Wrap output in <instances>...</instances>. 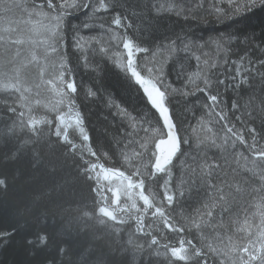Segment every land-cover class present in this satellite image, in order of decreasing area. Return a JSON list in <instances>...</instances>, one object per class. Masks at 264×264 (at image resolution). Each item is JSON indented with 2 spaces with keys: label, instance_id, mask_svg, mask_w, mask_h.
Here are the masks:
<instances>
[{
  "label": "snow or ice",
  "instance_id": "obj_1",
  "mask_svg": "<svg viewBox=\"0 0 264 264\" xmlns=\"http://www.w3.org/2000/svg\"><path fill=\"white\" fill-rule=\"evenodd\" d=\"M257 7H264V0H33L30 5L20 0H0V20L15 24L0 30V91L11 98L6 111L14 117L8 118L11 124L4 121V128L0 129V169L16 165L26 153L32 154L36 163L51 157L48 163L52 175L58 166L66 167L71 161L76 168V183L94 194L91 213L86 210L88 197L83 193L79 199L62 201L45 193L48 203L43 207L41 197L34 198L25 208L0 206V218L9 223L0 228V257L19 247L32 257L28 264L40 257L42 264H264V146L257 147L264 140V39L247 35L241 39L231 32L215 37L211 43L218 59H205V67L199 73L203 86L186 91L185 87H174L169 80L175 64L169 69L168 60H157V53H191L203 45L190 40L188 34H175L173 38L166 30L162 36L153 35L166 29L163 21L173 15L188 19L203 12L220 21ZM17 12L26 14L27 19H8ZM101 12L111 17V25L117 31L123 30L122 35L106 26L103 17H97ZM78 13H83L87 20L99 19L98 27L104 35L113 33L111 39L123 49L119 59L113 60L103 45L88 46L91 40L97 44L100 40L90 37L86 41L80 35L81 26L69 19ZM82 27L89 28L90 24L84 23ZM128 29L141 35L147 30L151 39L134 41L128 36ZM202 54L208 56L207 52ZM195 59L200 67L201 56L196 55ZM108 71L120 76L127 100L118 98L114 89L103 83ZM81 72L93 74L90 84H78ZM182 76L183 72L177 71V77ZM33 77L39 83L34 85L36 98L30 101L27 94L32 91ZM45 85L59 97L56 104L67 103L69 111L76 107L78 99L84 107L102 104L108 115L119 121L115 132L110 138L102 136L93 149L87 131L88 114L76 111L75 123L86 154L69 139L63 115L56 117L57 140L45 141L38 125H51L53 121L36 118L32 107L33 103L42 106L39 90ZM228 90L236 95L248 93L243 107L239 101L231 105L233 114L241 112L235 116L244 125L241 129H237L226 111L224 93ZM197 92L207 98L204 103L198 97L197 103L207 110L209 117L218 118L222 132L218 136L211 127L207 128L213 135L205 146L199 139L194 144L189 128L192 132L196 128L185 126L186 113L192 106L189 97ZM16 99L23 101L20 107L27 108V113L14 106ZM248 118H254L253 125L255 118H259V127H249ZM17 122L23 134L18 133ZM245 130L251 143L245 139ZM237 143L251 154L250 160L245 157L249 165L245 168L247 174H241L230 164L231 156L242 155L236 151ZM212 149L218 150V154L210 155ZM98 153L109 159L119 157L121 168L105 167ZM177 170L179 175L174 179ZM102 178L106 184L101 183ZM68 186L67 180L63 185H54L52 193L59 189L62 196ZM7 191V177L0 178V192ZM72 204L77 207L70 212L65 205ZM253 206L255 212H251ZM240 211L244 214L243 226L237 219L235 230L244 234L245 243L222 247L205 243L211 233L222 240L217 230L230 228L226 218L234 212L238 217ZM32 213L38 214L37 221H44L38 230L24 219ZM255 216H259L260 222L253 226L251 219ZM49 217L52 224L48 223ZM148 217L159 220L168 231L187 232L191 238L182 236L178 246L161 243L153 235L154 223H146ZM129 221H134L136 233L150 237V241L133 245L130 238L125 243L122 234L129 231ZM81 230L88 232L93 242L74 247L72 233ZM0 264L6 261L0 260Z\"/></svg>",
  "mask_w": 264,
  "mask_h": 264
},
{
  "label": "trees",
  "instance_id": "obj_2",
  "mask_svg": "<svg viewBox=\"0 0 264 264\" xmlns=\"http://www.w3.org/2000/svg\"><path fill=\"white\" fill-rule=\"evenodd\" d=\"M38 1V0H37ZM59 2V0H57ZM226 6V5H225ZM97 17H103L106 22V26H110L113 28L114 33H117L118 35L123 34V30L117 31L115 29L114 25H111V17L107 14L101 12L96 14ZM71 22L75 25L81 26L80 27V35L83 37L84 34L91 35V37H97L102 43L97 44L96 40H91L92 45L91 47H100L105 46L108 49L110 47H115L114 42L111 39V35L108 33V35H104L100 28H97V25H99L100 20H87L83 13H78L74 16V18H69ZM84 23H89V28H84L82 25ZM139 23V22H137ZM165 28H161L158 32L154 33L155 36H162L165 31L167 30V34L170 36H173L175 38V34H179L180 36H184L185 34H188V38L195 39L196 43L198 45H203V48L200 50H193L191 53H186L184 51L179 52H167V51H161L157 53V60L160 59H167L168 60V68L172 69L173 64H175V70L169 72V80L172 83L174 87H185L186 91L193 90L197 85L203 86L202 79L199 77V73L201 70L205 67L204 60L205 59H218L216 57V49L215 45L211 43V41L219 36L224 35L227 32H231L236 34V36H239L241 39L247 35V36H255L257 39H264V7H257L253 9L252 11L244 12L235 16H232L228 19L220 20L218 21L215 16H208L201 12L194 18H188L185 19L183 16H175L173 15L170 19H165L163 21ZM95 25V26H91ZM94 28V29H93ZM99 30V31H98ZM127 34L130 38H132L134 41L139 39H145L149 40L151 39V36L147 30L141 35L139 32H133L132 29L127 30ZM113 35V33H112ZM104 41V42H103ZM161 41H157V43H160ZM164 43H168L169 41H163ZM69 50H71V38L68 40ZM182 47V46H181ZM242 47V45H241ZM112 49V48H111ZM118 51L120 53L123 52L122 45L118 47ZM239 51V49H237ZM207 52L208 56L205 57L202 53ZM110 55V50L109 53ZM143 55V54H141ZM196 55L201 56V60L199 61L200 67H197V61L195 59ZM113 58V57H112ZM235 58V57H233ZM114 60V59H113ZM111 62H109L108 67L111 68ZM177 71L183 72V76L178 78L177 77ZM185 77V79H183ZM93 74L88 73L85 74L81 72L77 76V82L78 84H90L92 82ZM223 78V77H222ZM104 84L110 85L112 89H114L115 94L118 98H123L125 100L128 99V94L124 90L122 80L120 76L115 71H108L107 75L103 81ZM223 91V88H221ZM79 91V89H78ZM204 103H207V98L205 97L204 93L197 92L196 95L190 96L189 100L192 101V106L190 110L186 113V127L189 125L194 126L196 128L195 132L191 131V128H189V135L192 137L193 143L195 144L197 140H202L204 144L202 146H205L207 144H210L213 133H216L218 136L222 135V132H220L219 124L217 123V119L215 117H209L207 115V110L202 108L199 103H197V98ZM82 99V98H81ZM224 99L226 104V111L228 112L229 116L232 119V122L236 125L237 129H241L244 127L240 121L235 120L236 115H241V112H235L233 114V111L231 109V105L234 101H239L240 105L243 107L247 101H248V93H241L240 95H236L231 90H228L224 93ZM8 104V97L0 91V129L4 128V121H8L9 124H11V120H9V117H13V114L10 112H7V106ZM17 106V105H16ZM20 107L17 106L18 110ZM75 111H80L81 113L87 112L88 114V120L90 123L87 125V131L89 132L90 136L92 137V143L91 147L93 149L96 148V143L100 140V138L104 135H108L109 138L111 135L115 132L116 126L118 125L119 121L114 120L111 115H108V109L104 108L102 104L99 102L95 104H90L87 107H84L83 104H81V100L78 99L76 102ZM43 117V116H41ZM40 117V118H41ZM14 118V117H13ZM39 119V117H36ZM45 119L52 120L53 123L51 125H38L39 128L42 129V136L45 141L48 139H51L52 141H56L57 138L54 135L55 126L58 123L57 120L46 116L43 117ZM202 118V119H201ZM254 118H248L246 121L247 125L249 127L251 126H257L259 127V118H255V124H252V120ZM76 124V123H74ZM72 124V125H74ZM68 129V135L69 139H71L76 145L78 150L83 149L85 154L87 153V148L84 147V142L82 141V136L80 135L79 129L75 126ZM203 125V126H202ZM211 127L213 129V133H209L207 131V128ZM18 133H22V130H19L17 128ZM245 139L248 140L249 143H251L250 137L247 135V132L245 130L244 132ZM26 138V137H25ZM219 142V140H218ZM23 144V141L20 142ZM264 146V140L260 141V143L257 145V147ZM0 147H2V142H0ZM133 146H129V151H131ZM46 151V150H45ZM107 151V149H105ZM231 151V149H230ZM236 151L238 153H242V155H233L230 157V164L231 167L234 169H237L241 174H245V172L240 171V164H248V162L245 160V157H248V159H251V154L249 150L243 146L237 143V149ZM213 153L218 154V150L212 149L210 150L209 154L212 155ZM101 155V163L105 165V167H112V168H121V163L119 161V157H112L109 159L107 156H104L101 153H98ZM2 155V153H0ZM111 155V153H109ZM52 159L51 157H46L42 159L39 163L33 162L32 160V154H24L22 158L19 160V162L14 166H9L8 168H2L0 169V178L7 177L8 180V191L6 193L0 192V206L7 209L9 207H19V208H25L34 198L41 197V207H43L45 204L48 203L47 197L45 196V193L49 195H54V197L58 200H64L68 198H76L79 199V196L81 193H83L85 196L88 197V208L86 209L90 213L93 212V204H92V195L89 189L80 184L76 183L74 172L76 171L75 166L72 164L71 161H68V165L66 167H57L55 171V175H52L53 172L52 167L49 165L48 160ZM246 167V166H245ZM179 171L174 174V179L178 177ZM68 182V187H66L64 194L61 196L59 194V189H57V193H52V187L54 185H63L65 184V181ZM66 208L69 209L71 212L74 210L77 205H65ZM256 209L253 206L251 209V212H255ZM242 212V211H241ZM37 213L32 214H26L24 219L27 220V223L29 225H36L37 230L40 225L44 223L43 219L41 218L39 221H37ZM67 215V213H66ZM234 215H236L234 213ZM251 215V213H249ZM57 220L60 219V217H56ZM178 219H180L178 217ZM239 220L240 226H243V219L244 214H239V216H235V221ZM232 221H230L231 227L227 228L228 234H220L223 239H217L216 233L213 235L214 238H212V242L208 239L205 241V243H211L216 246H224L232 244H239L241 240H243L244 234L237 232L235 229L237 227V224ZM255 223H252V222ZM54 221L49 217L48 223L52 224ZM259 216L252 217L251 223L253 226L259 224ZM21 223L23 224L24 221L22 220ZM112 223V222H109ZM146 223H154L155 231L153 232V235H156L158 239L161 240V243H166V239L161 238V232H166L167 229L163 228V225L159 222V220H156L154 222L152 219H149V221H146ZM181 223H183V220L181 219ZM227 223H229L227 221ZM129 225H131L129 231H126L122 234L123 240L125 243L128 242V240L131 238L132 244H141L144 243L146 240L150 241V237H143L140 236L139 233L135 232V224H133V221H129ZM9 226V223L6 219L0 218V228H6ZM119 227V226H118ZM125 228H128V225L124 226ZM51 231V229H49ZM223 231V229L219 230ZM253 231H255V227H253ZM176 236V242L174 243V246H178V242L182 236H185L187 238H191V236L185 232V233H176L172 232ZM169 234V233H167ZM170 237L169 235H167ZM229 237H231V241L229 240ZM57 238H65V237H57ZM72 238L75 241L74 247H79L81 245H89L93 242L92 237L90 234L86 231H79V232H73ZM211 239V238H210ZM198 244L199 241H196ZM168 244V243H167ZM131 247V245H129ZM32 257L28 254H25L22 250L19 249V247L14 248L13 250H10L6 256L0 257V260H5L6 264H28L29 261H31ZM43 257L37 258V260L34 262V264H42ZM177 264H181V262H177Z\"/></svg>",
  "mask_w": 264,
  "mask_h": 264
},
{
  "label": "rangeland",
  "instance_id": "obj_3",
  "mask_svg": "<svg viewBox=\"0 0 264 264\" xmlns=\"http://www.w3.org/2000/svg\"><path fill=\"white\" fill-rule=\"evenodd\" d=\"M27 19V15L23 14V13H13L8 19L15 22L18 21L20 19ZM10 26H15V24H9L7 21L5 20H0V30H3V28L5 27H10ZM112 34V33H109ZM115 44V47L113 49V47H110V56L113 57V59H119L120 58V52L118 51V47H117V41L112 40ZM112 48V49H111ZM158 59V58H157ZM39 83L38 79L33 77L32 80L30 81V85L32 86V91L27 94L29 97L30 101H34L36 96V88H35V84ZM40 99L42 100V106H36L34 103L32 105L33 107V111L35 110H39V108L48 110L49 112H51V114H53L54 116L57 115H63L65 117V122L67 124V126H69L70 124H74L75 123V109H72V111H69V108L67 106V103L65 104H60L57 105L56 101L59 99V97L55 94L54 91H52L51 88H49L48 86H41L40 88ZM19 96V94H17ZM20 106L23 103V101H19ZM43 105H47V107H44ZM53 106H55V109L53 110ZM23 110H25L26 112L28 111L27 108H22ZM58 121V120H57ZM59 123V121H58ZM101 183H107V181H104L103 178L101 179ZM113 184L116 183L115 180L112 181ZM110 195V194H109ZM122 202H123V198H122ZM252 223H255L254 221ZM256 224V223H255Z\"/></svg>",
  "mask_w": 264,
  "mask_h": 264
},
{
  "label": "bare ground",
  "instance_id": "obj_4",
  "mask_svg": "<svg viewBox=\"0 0 264 264\" xmlns=\"http://www.w3.org/2000/svg\"><path fill=\"white\" fill-rule=\"evenodd\" d=\"M20 2L21 3H25L26 5H30L32 2H33V0H20ZM38 2V1H37ZM19 13V12H18ZM25 15V14H24ZM75 16V15H74ZM74 16H72V17H69V18H74ZM97 28H99L98 27V25H97V27L95 28V29H97ZM94 29V28H93ZM99 31V30H98ZM99 32H101V31H99ZM108 35V34H107ZM111 36H112V34H110ZM83 37H85L86 38V41H87V38H90L91 37V35H88V33L87 34H84V36ZM86 41H82V42H86ZM101 43H102V41H100ZM104 42V41H103ZM93 43V42H92ZM92 43L90 42V44H88V46L89 47H91L90 45H92ZM115 45V44H114ZM183 79H185V77H183ZM2 93H4V95H6L7 97H8V104H11L12 103V100H11V98L9 97V95H8V93H6V92H3L2 91ZM17 97H18V95H17ZM19 99H16V101H15V107H17V106H19L20 107V103H19ZM17 105V106H16ZM7 106V105H6ZM8 107V106H7ZM19 109H21V107L19 108ZM73 109H75V108H73ZM23 110V109H22ZM23 111H25V110H23ZM26 112V111H25ZM27 113V112H26ZM33 115L35 116V117H41V116H43V117H46V116H49V117H51V118H53V119H55L56 120V117L57 116H54L53 114H51V112H49L48 110H45V109H42V108H39V110H35V111H33ZM25 119H27V115L25 116ZM72 124H70L69 126H68V129L69 128H71L70 126H71ZM76 124H74V125H72V127L73 126H75ZM17 128L19 129V130H21L20 128H19V122H17ZM248 167L249 165L248 164H240V166L239 167H241L240 168V171L241 172H245V168L246 167ZM245 174H247V173H245ZM235 213V212H234ZM240 214H242V212L240 211ZM235 216L236 215H233L232 217H227L226 218V222L228 221L229 223L228 224H230V221H232V222H234L235 221ZM149 219H152L154 222H156V220L154 219V218H151V217H148V218H146V221H149ZM133 224H134V221H133ZM135 226V225H134ZM228 227H224V228H220L221 230L223 229V231H220L219 232V230L220 229H218L217 230V232H219V234H228L227 232H228V230H226ZM167 233H169V234H167ZM166 234L167 235H169L170 237H168V236H166ZM215 233H211L210 234V237H209V239H208V241L210 240L211 242H212V238H214V235ZM161 238L163 239H166L167 240V242L166 243H168L170 246H174V243L176 242V236H175V234H173L171 231H166V232H161ZM211 238V239H210ZM246 241L243 239V240H241L240 241V243L239 244H243V243H245Z\"/></svg>",
  "mask_w": 264,
  "mask_h": 264
}]
</instances>
